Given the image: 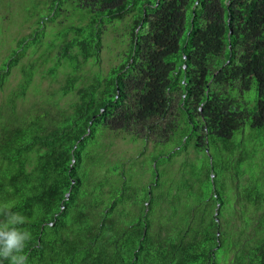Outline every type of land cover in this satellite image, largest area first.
<instances>
[{
  "label": "trees",
  "instance_id": "1",
  "mask_svg": "<svg viewBox=\"0 0 264 264\" xmlns=\"http://www.w3.org/2000/svg\"><path fill=\"white\" fill-rule=\"evenodd\" d=\"M31 1L0 85L42 45L13 96L38 60L68 98L0 107V203L27 218L28 264H264V0ZM124 20L118 62L83 70ZM109 136L150 143L144 170L104 164Z\"/></svg>",
  "mask_w": 264,
  "mask_h": 264
},
{
  "label": "rangeland",
  "instance_id": "2",
  "mask_svg": "<svg viewBox=\"0 0 264 264\" xmlns=\"http://www.w3.org/2000/svg\"><path fill=\"white\" fill-rule=\"evenodd\" d=\"M27 1L28 0H0V61L7 54L9 48L15 45L16 39L28 33L32 27L31 23L34 17L25 18L23 16L24 12L20 9ZM32 2L33 1L30 2L31 6H33ZM35 10L39 11L37 8H35ZM126 34L125 20L114 24L112 28L109 27L102 39L97 65H92L90 68L89 65H84L83 70H100V72L104 73L111 65L117 63V53L124 47V42L127 38ZM40 47H42V45H40ZM40 47L31 57L27 54L28 49L26 55L19 61L18 65L8 70L4 81L0 85V107H4L8 98H11L14 105V114H21L28 111L31 107H37L39 104H43L45 100H56L59 104L65 103V99L68 98L67 95H62L57 98V89L61 82L60 72L56 70L58 76L55 80L50 79V77L46 75L41 77L39 71L44 69L48 64H40L38 60L36 61L38 67L35 68L31 82L24 90L23 95L19 97L13 96V92L16 91L21 76L19 66L26 64L29 59L35 58L42 49ZM8 109L9 107L7 108V112L9 111ZM4 110L5 109L1 110L0 115L3 116L5 114ZM52 112H54V110ZM150 146L151 144L147 143L143 149L139 140L132 141L128 137L122 139L120 137L109 136L104 139V150L102 154L105 155L106 158H104L106 160H104L103 163L107 164L114 163L115 161H124L125 164H127L130 163L132 159L133 164L131 168L133 170H144L147 163L143 158L149 151ZM179 160H181V155L175 158L172 163L173 168L170 167L172 170L176 167ZM97 172L100 171L97 169ZM139 173H142V171ZM148 176V171L145 170V172L141 174V180L146 182Z\"/></svg>",
  "mask_w": 264,
  "mask_h": 264
},
{
  "label": "clouds",
  "instance_id": "3",
  "mask_svg": "<svg viewBox=\"0 0 264 264\" xmlns=\"http://www.w3.org/2000/svg\"><path fill=\"white\" fill-rule=\"evenodd\" d=\"M9 203H0V264H28L26 252L32 234L20 226L27 223V218L12 210Z\"/></svg>",
  "mask_w": 264,
  "mask_h": 264
},
{
  "label": "flooded vegetation",
  "instance_id": "4",
  "mask_svg": "<svg viewBox=\"0 0 264 264\" xmlns=\"http://www.w3.org/2000/svg\"><path fill=\"white\" fill-rule=\"evenodd\" d=\"M226 259H228L229 258V255H226V257H225Z\"/></svg>",
  "mask_w": 264,
  "mask_h": 264
},
{
  "label": "water",
  "instance_id": "5",
  "mask_svg": "<svg viewBox=\"0 0 264 264\" xmlns=\"http://www.w3.org/2000/svg\"><path fill=\"white\" fill-rule=\"evenodd\" d=\"M218 206V204L216 205V207ZM214 214H216V212H214ZM215 220H216V218H215Z\"/></svg>",
  "mask_w": 264,
  "mask_h": 264
}]
</instances>
